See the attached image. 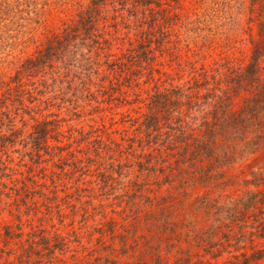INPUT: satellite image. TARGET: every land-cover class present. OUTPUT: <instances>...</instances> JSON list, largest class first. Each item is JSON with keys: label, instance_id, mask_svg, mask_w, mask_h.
<instances>
[{"label": "rangeland", "instance_id": "374dc122", "mask_svg": "<svg viewBox=\"0 0 264 264\" xmlns=\"http://www.w3.org/2000/svg\"><path fill=\"white\" fill-rule=\"evenodd\" d=\"M122 2L0 0V264H175L187 251L181 264H264V237L251 235L263 208L243 209V228L221 219L203 247L161 241L160 257L123 249L119 236L135 223L148 234L136 217L151 203L155 211L168 203L177 230L200 196L228 205L259 189L251 173L264 147L224 166L214 183L178 188L166 177L176 148L149 141L139 123L151 96L176 88L171 122L198 133L226 77L253 59L264 0ZM147 38L148 58L128 61ZM257 69L264 75V51ZM245 95L232 96L231 107Z\"/></svg>", "mask_w": 264, "mask_h": 264}, {"label": "trees", "instance_id": "16d2710c", "mask_svg": "<svg viewBox=\"0 0 264 264\" xmlns=\"http://www.w3.org/2000/svg\"><path fill=\"white\" fill-rule=\"evenodd\" d=\"M106 1L108 0H91V5L97 6ZM117 1L121 2V0ZM127 1L130 0H124L122 3L126 5ZM86 11L88 16L85 19L90 23L94 9L88 8ZM80 17L82 18L83 14H80ZM146 42L149 44L145 45ZM146 42L140 43L139 50L125 55V58L128 61L134 59L133 61H136L137 64L141 63V59L146 60L148 58L146 48H149L151 39L147 38ZM263 51L264 25L260 27L259 39L253 49L252 61L243 70L231 72L226 77V88L217 90L221 92V95H214L217 96V99L213 103L212 119L205 118L200 124L198 133L192 134L189 129L184 128L188 123H183L179 117H176L174 123L171 122V110L174 111L177 108L175 103L177 106L181 102L179 97L174 99V95L181 94L178 89L172 88L151 96L148 103L149 112L143 115L144 118L139 124L140 127L144 128L145 136L149 141H153L155 144H163L167 150L176 148L178 156L174 159L175 167H171L172 163H169L170 171L166 175L169 182L179 181V185L175 187L183 188L191 183L205 186L214 183L223 177L222 168L224 166H231L237 160H242L249 155H256L264 147V75H260L257 69V59ZM35 62L37 61L30 60V67H34ZM119 64L122 65L123 63L119 62ZM243 91L246 92V95L242 97L239 109L235 110L231 107L232 96L240 95ZM161 121L163 122L161 123ZM161 125H165L169 131L153 134V131L157 132L161 128ZM175 154L173 153V156ZM262 166L264 163L260 167L261 170L251 173L254 177L255 186L259 187L258 190H252L245 200L236 199L228 205L220 203L217 199L206 197V195L200 196L196 199L197 205L193 206L194 211L192 210L181 219L183 229L180 227L176 230L178 224L176 222L175 225L171 220L168 203L163 202L157 211L151 208L153 207L151 203L150 208L143 211V216L139 214L136 217L138 221L147 226L148 234L140 235L138 233L140 224L135 223L133 229L119 234L123 249L128 247L133 249L138 246V249L143 251L149 247L157 252L154 255L160 257L159 246L161 241H165L171 249L175 247L174 242L180 243L182 238L188 243L200 247L206 246L204 244L211 242L218 234L220 227L218 224L221 219L223 221L229 220L226 226L230 230L234 224L243 228L245 226L244 220L239 219V216L243 215V209H245L244 212L249 210L252 212L258 209L260 213L264 209V206L258 207V204H264V188H260L261 184L264 186V169ZM150 170L155 171L153 167H150ZM160 171L165 170L160 167ZM223 182L221 180L214 185L219 186ZM204 220H209V225L205 229L200 228L199 225V222ZM251 226V235L264 237L263 217L257 218L256 216ZM224 238L229 240L227 234H224ZM234 240L238 242L239 236L235 237ZM259 252L256 251L252 255L257 256ZM188 254L189 251L185 256L176 257L175 264H181V261H185ZM158 257H156L157 260ZM245 259L248 260L249 258L245 256ZM133 264H145V262L141 261L140 263L138 261Z\"/></svg>", "mask_w": 264, "mask_h": 264}]
</instances>
